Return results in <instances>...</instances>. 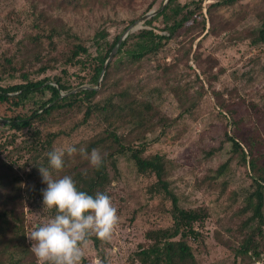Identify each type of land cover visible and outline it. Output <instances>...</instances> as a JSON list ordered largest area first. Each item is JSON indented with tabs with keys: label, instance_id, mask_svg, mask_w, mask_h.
Segmentation results:
<instances>
[{
	"label": "trees",
	"instance_id": "1",
	"mask_svg": "<svg viewBox=\"0 0 264 264\" xmlns=\"http://www.w3.org/2000/svg\"><path fill=\"white\" fill-rule=\"evenodd\" d=\"M238 1L214 0L207 4L205 0L183 3L169 0L163 6L164 0H161L156 8L159 11L146 18L141 28L128 32L123 39L128 27L153 9L157 0H27L28 8L21 10L26 15L22 22L19 21V12L14 10L3 17L2 20L6 22L2 25L3 31L11 47L0 52V105L9 106L13 103V109L9 110V115L0 112V125L15 132L0 142V150L8 144L12 145L9 153L16 151L23 162L0 181V264H37L27 240L25 200L36 199L39 205L36 207L41 206L52 216L56 214L55 209L49 211L43 207L42 190L47 185L42 182L39 167L48 168L54 178L72 176L79 191L93 196L102 192L111 198L112 190L103 185L108 174V164L114 172L113 180L119 179V156H126L133 163L137 174L148 181L147 194L150 199H159L160 209L165 211L169 220L165 225H160L157 218L151 220L144 232L145 241L138 244V249L130 258L131 262L202 264L199 254L205 250L204 242L208 238L203 227L210 216L209 209L203 207V212L181 206L180 197L171 187L168 177L169 162L166 155L160 152L146 154L151 145L147 138L148 132L157 127L167 129L178 121L177 117L171 119L155 106L156 96L164 91V83L139 94L136 91L143 90L142 87L129 91L111 84L106 88V81L111 76L112 61L108 63L102 77L101 72L114 48L116 55L125 53L134 60L145 62L158 59L160 53L170 50L172 43H180L182 33L199 22H202L203 30L207 22L210 23L209 30L199 41L218 35L214 13L220 7L234 5ZM117 5L121 9L123 5L127 7L132 16L121 20L127 24L112 37L107 21L92 36L87 37L81 35L71 22L75 17L109 7L115 8ZM253 9L256 10L257 26H242L233 32L230 30L229 40L242 38L249 39L252 46L264 45V0L254 3ZM248 12L253 13L250 9ZM13 21L25 27H16V32L11 34L7 29ZM21 28L24 35L16 39ZM131 41L134 42L133 48L128 47ZM193 58L199 59L200 53L194 51ZM59 65L61 68L57 70ZM157 66L162 65L157 63ZM69 67H77V72H73L77 78L76 83L71 79L73 73L69 72ZM49 70L56 72L45 74ZM211 77L214 79L216 76ZM83 85L87 87L71 92ZM46 94L49 96L45 97ZM219 96L217 112L225 119L223 143L229 144V154L202 182L210 187L217 185L223 193L230 185L231 178L223 181L219 178L227 173L232 160L236 158L237 164L243 167L246 184L234 187L231 198L235 203L240 199L237 214L247 216L241 219L236 228L229 229L227 239L218 230L214 238L231 250L232 242L237 243L233 249V264H252L264 253V162H260L259 157L253 154L250 145L254 142L249 141L247 149L241 140L243 130L240 124L243 119L239 115L243 116L242 107L246 106L245 102L232 106L227 98L221 94ZM20 107L28 108L19 110ZM194 109L195 104H192L184 108L182 113L189 114ZM77 113H81V118L67 129L65 121ZM91 120L101 126L99 132L77 142L61 143L64 137L71 136ZM57 125L59 128H56ZM23 129H26L28 135L23 140L24 146H14L16 132ZM102 134L106 135L104 139L110 141L114 149L103 156L101 167L87 186L79 188L74 175L84 162L78 153L72 157L65 154L64 168L59 173L50 168L48 152L66 145H73L77 149L84 147L89 152ZM220 149L214 148L207 155L211 156ZM86 244H91L97 250L99 264H107L102 246L108 242L92 235ZM80 264H92V258L84 255Z\"/></svg>",
	"mask_w": 264,
	"mask_h": 264
},
{
	"label": "rangeland",
	"instance_id": "2",
	"mask_svg": "<svg viewBox=\"0 0 264 264\" xmlns=\"http://www.w3.org/2000/svg\"><path fill=\"white\" fill-rule=\"evenodd\" d=\"M179 1L183 3L189 0ZM213 1L205 0V3ZM160 2L161 0H157L154 9ZM257 2L258 0H239L234 5L220 7L214 13L218 35L208 36L199 41L209 30L210 23L207 22L204 30L202 22L191 25L186 32L182 33L181 42L172 43L170 50L160 53L158 59L144 62L134 60L125 53L116 55L115 52L111 59V76L106 81V88L111 84L129 91L142 87L143 90L136 91L139 94H144V91L152 89L153 86L164 83V91L156 96L155 106L169 118L177 117L178 121L167 129L157 127L154 131L148 132L147 138L151 145L146 154L160 152L166 155L169 162L168 177L171 187L180 197L181 206L203 212H205L203 207L209 209L210 216L205 220L203 227V232L208 238L204 242L205 250L199 254L202 264H233V249L237 243L232 242V250L228 249L214 238V233L218 230L222 232L223 238L227 239L230 230L236 228L241 219L247 216L237 214L241 204L240 199L235 203L231 198V190L234 187L246 184L243 179V167L237 164L236 158L232 160L227 173L219 178L221 181L231 178L226 191L221 193L217 185L210 187L206 182H202L203 178L212 173L211 170L216 169L229 154L227 148L229 144L223 143L225 119L217 112L219 94L227 98L232 106L245 102L246 106L242 107L243 116L239 115L243 119L240 124L243 130L241 140L247 149V143L254 142L250 145L253 154L259 157L260 162H264V98H262L264 95V45L252 46L249 44V39L229 40L228 38L230 30L233 32L235 28L241 29L242 26H257L256 10L253 9V4ZM27 8V0H0V52L11 47L3 31L2 25L6 23L2 20L3 17L14 10L19 12V21L22 22L26 15L22 14L21 10ZM139 8L141 9L140 5ZM248 9L253 13H249ZM131 16L132 12L127 7L123 5L121 9L117 5L115 8L109 7L86 16L75 17L71 22L81 35L87 37L92 36L97 28L107 21L106 25L112 37L127 24L121 20ZM17 21L9 24L7 30H10L11 34L16 32V27H25ZM112 21L119 23L111 24ZM141 27L142 22H138L130 28L129 32ZM125 34L126 31L122 39ZM23 35L21 28L17 32L16 39L22 38ZM193 37L195 38L190 49ZM133 43V41L129 42L128 47L133 48ZM200 43L201 46H199ZM194 51L200 53L199 59L193 58ZM157 63L162 66H157ZM60 68L61 65L57 70ZM55 72L56 70H49L45 74L52 75ZM69 72H77V67H69ZM197 74L200 76L197 77ZM212 75L216 77L212 79ZM71 79L76 83L77 78L74 73ZM48 96L49 94H46L45 97ZM125 103L129 102L125 101ZM192 104H195V109L191 113H182L184 108ZM11 105L1 104L0 112L11 114L9 111L13 109ZM21 108L24 107H20L19 110H25L28 107ZM79 118L81 113L66 120V128L69 129L71 124ZM100 128L99 124L91 120L85 127H80L73 132L71 136L64 137L61 143L70 144L88 138L95 132H99ZM163 130L165 132H162ZM13 132H15L13 129L0 125V142H4ZM16 133L17 137L13 145L24 146L23 140L28 136L26 129ZM105 136L102 134L89 152L95 148L104 156L113 150V145L104 139ZM217 147L221 148L220 151H216L211 156L207 155V152ZM11 148L12 145L8 144L0 150V181L9 173H13L23 162L16 151L9 153ZM117 167L119 179L113 180L114 172L108 164V174L103 187L112 190L113 195L110 199L117 209L119 223L111 240L107 241L108 244L103 245L102 249L105 252L107 264H133L130 258L138 249V244L145 241L144 232L151 220L159 219L160 225L169 223V220L165 211L160 209L159 199H150L146 192L148 181L137 174L133 163L126 156H119ZM85 169L86 175L83 174ZM96 172L97 170L84 160L74 174L79 188L87 186ZM36 202V199L31 198L25 200L27 234L37 224L53 217L41 206L36 207L39 206ZM27 240L31 245L32 241L28 237ZM82 248L84 255L92 258V264H97L99 261L97 250L91 244H86Z\"/></svg>",
	"mask_w": 264,
	"mask_h": 264
},
{
	"label": "clouds",
	"instance_id": "3",
	"mask_svg": "<svg viewBox=\"0 0 264 264\" xmlns=\"http://www.w3.org/2000/svg\"><path fill=\"white\" fill-rule=\"evenodd\" d=\"M79 154L89 165L99 170L103 155L93 148L88 152L84 147L66 145L47 153L50 168L59 173L64 168V157ZM42 182L43 207L55 209V215L37 224L27 234L31 251L37 264H80L84 256L82 245L95 235L101 241H110L119 223L117 209L110 197L102 192L89 195L79 191L72 176L54 178L48 168L39 167ZM87 174V170H83ZM99 264V261L97 262Z\"/></svg>",
	"mask_w": 264,
	"mask_h": 264
},
{
	"label": "water",
	"instance_id": "4",
	"mask_svg": "<svg viewBox=\"0 0 264 264\" xmlns=\"http://www.w3.org/2000/svg\"><path fill=\"white\" fill-rule=\"evenodd\" d=\"M168 1H169V0H165L164 3H163V6L166 5V3H167ZM163 6H162V7H163ZM162 7H161L160 9H162ZM158 11H159V10L153 8V9H151L149 12H147L146 14H144L143 16H141L139 19H137V20L132 24V26H129V27H128V29L126 30V34H125V36L128 34L130 28H132V27L134 26V24H137L138 22H143L146 18H149V17L153 16V15L156 14ZM121 39H122V38H121ZM121 39H120V41H121ZM120 41H119V42H120ZM115 52H116V48H114V49L112 50V52H111L110 55L108 56L107 60L105 61L104 65H103L102 72H101V77H102L103 73L105 72L108 63H109V62L111 61V59L113 58ZM101 77H100L99 82L101 81ZM85 87H87V86H79V87L75 88L74 90H72L71 92H76L77 90H79V89H81V88H85Z\"/></svg>",
	"mask_w": 264,
	"mask_h": 264
},
{
	"label": "built area",
	"instance_id": "5",
	"mask_svg": "<svg viewBox=\"0 0 264 264\" xmlns=\"http://www.w3.org/2000/svg\"><path fill=\"white\" fill-rule=\"evenodd\" d=\"M252 264H264V253L259 258L254 260Z\"/></svg>",
	"mask_w": 264,
	"mask_h": 264
}]
</instances>
